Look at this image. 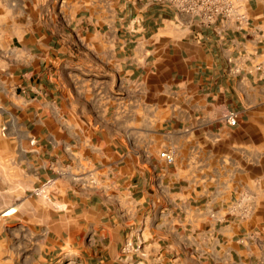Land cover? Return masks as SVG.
<instances>
[{"label": "crops", "instance_id": "obj_1", "mask_svg": "<svg viewBox=\"0 0 264 264\" xmlns=\"http://www.w3.org/2000/svg\"><path fill=\"white\" fill-rule=\"evenodd\" d=\"M238 3L0 0V264H264V0Z\"/></svg>", "mask_w": 264, "mask_h": 264}, {"label": "built area", "instance_id": "obj_2", "mask_svg": "<svg viewBox=\"0 0 264 264\" xmlns=\"http://www.w3.org/2000/svg\"><path fill=\"white\" fill-rule=\"evenodd\" d=\"M175 7L183 13L195 15L198 17L200 23L205 26L213 25L220 17L234 19L238 22H242L245 19L244 14L240 12V5L238 0H170ZM255 70L264 75V61L255 65ZM238 113L235 111H228L224 115V119L230 126H236L238 124ZM160 156L166 163H174L173 151H162ZM62 176L68 174L72 175L73 180L90 187L97 184V177L92 169H82L77 173L71 172V167L60 171ZM56 183V179L51 177L36 185L30 190L32 196H47L49 190L53 189ZM124 252L133 253L138 249L133 247L131 242H128L124 247Z\"/></svg>", "mask_w": 264, "mask_h": 264}, {"label": "rangeland", "instance_id": "obj_3", "mask_svg": "<svg viewBox=\"0 0 264 264\" xmlns=\"http://www.w3.org/2000/svg\"><path fill=\"white\" fill-rule=\"evenodd\" d=\"M260 150H261L260 152H263L264 153V144L262 145V147H260Z\"/></svg>", "mask_w": 264, "mask_h": 264}]
</instances>
